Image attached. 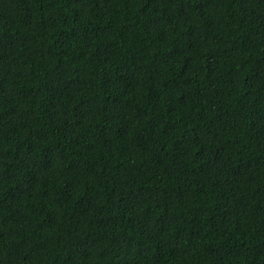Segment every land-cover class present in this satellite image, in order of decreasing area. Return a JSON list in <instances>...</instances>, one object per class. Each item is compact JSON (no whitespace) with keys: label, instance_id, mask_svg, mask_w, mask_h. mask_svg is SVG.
<instances>
[{"label":"trees","instance_id":"1","mask_svg":"<svg viewBox=\"0 0 264 264\" xmlns=\"http://www.w3.org/2000/svg\"><path fill=\"white\" fill-rule=\"evenodd\" d=\"M0 264H264V0H0Z\"/></svg>","mask_w":264,"mask_h":264}]
</instances>
